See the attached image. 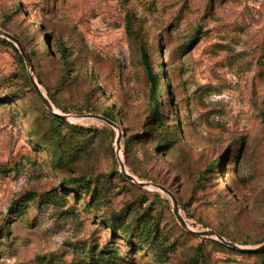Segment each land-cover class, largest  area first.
<instances>
[{
  "label": "rangeland",
  "instance_id": "rangeland-1",
  "mask_svg": "<svg viewBox=\"0 0 264 264\" xmlns=\"http://www.w3.org/2000/svg\"><path fill=\"white\" fill-rule=\"evenodd\" d=\"M0 30L32 64L0 35V264L264 263V249L186 231L168 195L120 167L171 191L191 230L264 245V0H0ZM108 111L118 129L82 117ZM49 141L71 152L60 162ZM80 177L99 182L64 189ZM119 213L142 231L133 251L104 222Z\"/></svg>",
  "mask_w": 264,
  "mask_h": 264
},
{
  "label": "trees",
  "instance_id": "trees-1",
  "mask_svg": "<svg viewBox=\"0 0 264 264\" xmlns=\"http://www.w3.org/2000/svg\"><path fill=\"white\" fill-rule=\"evenodd\" d=\"M141 64L145 70L146 77H147V80L149 82V101H150L151 105L153 106V109L151 112V118L153 119L154 122H157L158 127H159V131H160V130L164 129V127H166L165 123H163V121L160 119V113H159V108L161 105L160 104V96L162 93L161 78L158 75V73L155 72V70L152 66V60H151L150 55L147 53L146 50H143V49L141 51ZM53 104H54V102H53ZM63 113H67V111L63 110ZM49 116L51 119L50 121L53 124L54 128L61 127L62 125L65 124V121L63 118L56 116L53 113L49 114ZM102 116L116 123V117L112 111L105 112V113H103ZM70 128L73 131L78 132L79 134H86L90 130V129L78 128L76 126H70ZM170 133L171 132L161 131V133H160L161 138L163 140H165L166 137H168L170 135ZM174 135L175 136L178 135V132H175ZM172 141H173L172 139L169 140L167 142L168 143L167 146H169V144ZM47 146L54 149L53 155L59 156L58 160L60 162L63 160V158L66 155H69V152H71V149L70 150L69 149L64 150V151L60 150V147H59L60 143H56L55 141H49V143H47ZM80 149H81V147H79L78 144H76L73 147L72 152H77ZM96 182H99V181L80 177V178L63 180V186H64V189H66L69 192H72V193L76 194L77 196H79L82 193L89 192L93 183L97 184ZM101 186L102 185H100V183H99V187H101ZM98 195H99L98 190L93 189L92 197L96 198ZM128 220H129V217H125V215H122L121 213H119L118 215H115L113 217H110V218H104L105 224L107 226H110V228H111V232H110L111 240L116 238V237H120V236L122 238H126V241L129 245V247L133 251L134 247L136 245L135 239L142 237V231L140 230V233H138L135 229H132V226L130 223H128ZM104 250H107V249L102 248V251H104ZM89 252H92V251L89 250ZM101 253H107V251L101 252Z\"/></svg>",
  "mask_w": 264,
  "mask_h": 264
},
{
  "label": "water",
  "instance_id": "water-1",
  "mask_svg": "<svg viewBox=\"0 0 264 264\" xmlns=\"http://www.w3.org/2000/svg\"><path fill=\"white\" fill-rule=\"evenodd\" d=\"M0 35H3L4 37L8 38L9 40H12L13 42H15L17 44V47L21 53V55L24 57L27 66L32 69V64L31 61L29 59V56L27 55L25 49L23 48V46L21 45V43L19 42V40L17 38H15L14 36L10 35L9 33L3 32L0 30ZM30 81L32 83L33 89L35 90V92L37 93L38 97L40 98L41 102L44 104V106L51 111L53 114H55L56 116H59L63 119H67L68 116L63 115L58 113L57 111H55L53 105L51 104V102L49 101V99L44 95V93L41 91L39 85L36 83V81L34 80V78L31 76L30 77ZM83 118H93V119H97L100 121L105 122L106 124L110 125L113 128L118 129V126L116 125L115 122L100 116V115H95V114H88V115H83ZM120 143H121V133H119L117 140H116V145L117 148H120ZM120 167H121V172L123 174V176L131 181L132 183H135L136 185H138L139 187L142 188H154V189H158L160 191H162L163 193H165L166 195H168L170 197V199L172 200L173 203V214L175 215L177 221L180 223V225L188 232L197 235V236H203V237H213L216 238L217 240L221 241L222 243L236 248V249H241L244 251H260L264 249V245L258 249L255 250H247V249H243V248H239L237 245H235L234 243L226 240L223 236L219 235L218 233L214 232V231H203V232H197V231H193L191 230V228L187 225V223L185 222L184 218L182 217L180 210H179V205H178V200L175 197V195L169 191L168 189H166L164 186L158 185V184H150V183H143V182H139L137 181L133 176H131L130 174H128L126 172L125 169V165L123 162H120Z\"/></svg>",
  "mask_w": 264,
  "mask_h": 264
}]
</instances>
